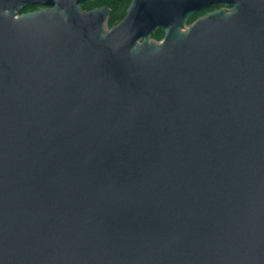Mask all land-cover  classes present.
<instances>
[{
	"label": "water",
	"instance_id": "water-1",
	"mask_svg": "<svg viewBox=\"0 0 264 264\" xmlns=\"http://www.w3.org/2000/svg\"><path fill=\"white\" fill-rule=\"evenodd\" d=\"M84 1L0 0V264H264V0Z\"/></svg>",
	"mask_w": 264,
	"mask_h": 264
},
{
	"label": "trees",
	"instance_id": "trees-1",
	"mask_svg": "<svg viewBox=\"0 0 264 264\" xmlns=\"http://www.w3.org/2000/svg\"><path fill=\"white\" fill-rule=\"evenodd\" d=\"M132 0H94L91 2L87 9H93L99 6H109L111 8V14L108 18V25L112 28L122 22L127 14V9L129 8ZM197 15L192 17L190 22L194 21ZM164 36L162 30H157L153 37L161 40Z\"/></svg>",
	"mask_w": 264,
	"mask_h": 264
},
{
	"label": "flooded vegetation",
	"instance_id": "flooded-vegetation-1",
	"mask_svg": "<svg viewBox=\"0 0 264 264\" xmlns=\"http://www.w3.org/2000/svg\"><path fill=\"white\" fill-rule=\"evenodd\" d=\"M40 7H41L40 5H31V6L26 7V8L24 9V12L31 11V10H36V9H39ZM222 7H224L222 4L214 5V6H212L210 9L206 10L205 12L199 13V14L197 15V18H199L200 16L205 15V14H206L207 12H209V11L217 10V9L222 8ZM197 18H196V19H197ZM158 30H162V29L160 28V29H158ZM162 31H163V30H162Z\"/></svg>",
	"mask_w": 264,
	"mask_h": 264
},
{
	"label": "rangeland",
	"instance_id": "rangeland-1",
	"mask_svg": "<svg viewBox=\"0 0 264 264\" xmlns=\"http://www.w3.org/2000/svg\"><path fill=\"white\" fill-rule=\"evenodd\" d=\"M91 2H94V0H87V1H84L83 3H81V6L85 9V10H90V9H87L86 7H88L89 6V4H91ZM106 27L107 28H111L109 25H108V22H107V24H106ZM154 35V34H153ZM153 37V36H152ZM154 38V37H153ZM164 38V36L162 37V39ZM154 39H156V38H154ZM161 39V40H162ZM157 41H161V40H158V39H156Z\"/></svg>",
	"mask_w": 264,
	"mask_h": 264
}]
</instances>
